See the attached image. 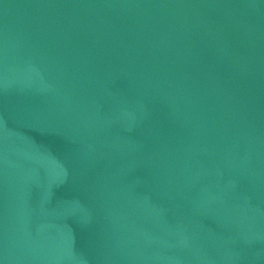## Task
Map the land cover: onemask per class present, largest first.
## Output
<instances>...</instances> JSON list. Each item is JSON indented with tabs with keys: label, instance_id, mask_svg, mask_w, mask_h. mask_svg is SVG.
<instances>
[{
	"label": "water",
	"instance_id": "obj_1",
	"mask_svg": "<svg viewBox=\"0 0 264 264\" xmlns=\"http://www.w3.org/2000/svg\"><path fill=\"white\" fill-rule=\"evenodd\" d=\"M0 264H264V0H0Z\"/></svg>",
	"mask_w": 264,
	"mask_h": 264
}]
</instances>
